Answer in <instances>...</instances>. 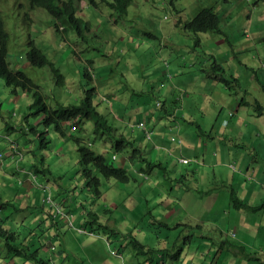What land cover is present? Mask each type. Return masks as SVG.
Instances as JSON below:
<instances>
[{
  "label": "clouds",
  "instance_id": "clouds-1",
  "mask_svg": "<svg viewBox=\"0 0 264 264\" xmlns=\"http://www.w3.org/2000/svg\"><path fill=\"white\" fill-rule=\"evenodd\" d=\"M0 264H264V0H0Z\"/></svg>",
  "mask_w": 264,
  "mask_h": 264
}]
</instances>
